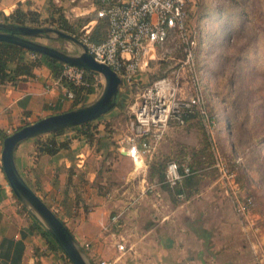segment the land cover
Here are the masks:
<instances>
[{
    "label": "crops",
    "instance_id": "obj_1",
    "mask_svg": "<svg viewBox=\"0 0 264 264\" xmlns=\"http://www.w3.org/2000/svg\"><path fill=\"white\" fill-rule=\"evenodd\" d=\"M72 1L0 0V21L17 8L35 11L42 19L56 15V6L76 12L80 6ZM89 22L93 27L96 20ZM34 73L0 84V264H72L35 228L37 221L14 194L2 164L3 134L75 105L67 96L68 86L50 67L42 64ZM139 78L146 82L143 71ZM116 110L120 108L110 113L117 114ZM104 122L97 121V138L92 141L74 129L40 135L67 143L56 154L39 151L40 136L22 141L15 152L26 181L65 222L87 257L94 264H241L237 243L234 254L228 253L218 229L206 224L202 193L192 196L197 197L194 201L176 204L167 188L149 179V164L135 163L115 146L117 136ZM180 212L187 218L184 222Z\"/></svg>",
    "mask_w": 264,
    "mask_h": 264
},
{
    "label": "rangeland",
    "instance_id": "obj_2",
    "mask_svg": "<svg viewBox=\"0 0 264 264\" xmlns=\"http://www.w3.org/2000/svg\"><path fill=\"white\" fill-rule=\"evenodd\" d=\"M71 3L80 9L64 14L76 25L84 20L79 26L81 37L93 28L88 19L96 20L94 26L98 23L97 5L95 0ZM186 10L184 29L170 31L143 73L146 82L178 73L190 79L192 90L205 96L214 122L209 125L196 114L184 126H171L153 157L145 162L137 160V164L154 160L167 165L171 161L190 164L199 181L181 195H174L173 187L172 191L167 189L173 201H194L197 197H191L201 192L206 203L204 220L218 229L220 240L227 245L225 250L234 254L236 242L241 264H264V0H189ZM39 40L77 51L68 40ZM135 92L123 86L117 105L121 111H109L93 120L96 124L103 119L114 131L116 147L121 146L116 141L132 131L134 115L129 106ZM183 215L180 212V222L187 220ZM252 243L257 247L253 249Z\"/></svg>",
    "mask_w": 264,
    "mask_h": 264
},
{
    "label": "built area",
    "instance_id": "obj_3",
    "mask_svg": "<svg viewBox=\"0 0 264 264\" xmlns=\"http://www.w3.org/2000/svg\"><path fill=\"white\" fill-rule=\"evenodd\" d=\"M96 2L98 17L107 19L106 36L100 42L92 40L90 28L80 39L98 61L107 63L121 75L124 86L136 90L129 106L134 115L132 131L122 138L121 150L136 163L137 159L145 162L147 157H153L173 124L184 126L191 116L198 114L211 125L214 119L209 117L205 96L192 90L187 77L178 73L152 82H144L139 78L149 60L155 57L158 46L169 38L170 31L184 29L189 0ZM34 56L32 53L31 57ZM89 75H92V80ZM63 79L77 86L93 87L94 92L101 90L103 85L100 74L69 63H63L59 81L63 82ZM67 96L72 100L76 98L75 92L69 87ZM192 173L190 164L171 161L167 165L165 181L174 187ZM227 180L234 181L230 177ZM239 206L241 208V201ZM114 220L118 223V216ZM119 249L124 250L125 245L119 244Z\"/></svg>",
    "mask_w": 264,
    "mask_h": 264
},
{
    "label": "water",
    "instance_id": "obj_4",
    "mask_svg": "<svg viewBox=\"0 0 264 264\" xmlns=\"http://www.w3.org/2000/svg\"><path fill=\"white\" fill-rule=\"evenodd\" d=\"M41 37L71 41L77 46V51L71 52L47 44L39 40ZM0 41L14 43L62 63L83 67L103 77L102 88L94 101L48 115L16 129L4 138L1 153L4 172L21 204L52 235L72 264H94L65 222L26 181L18 168L15 152L26 139L87 123L105 115L119 104L121 88L124 86L122 77L110 65L98 61L79 37L55 26L0 21Z\"/></svg>",
    "mask_w": 264,
    "mask_h": 264
},
{
    "label": "trees",
    "instance_id": "obj_5",
    "mask_svg": "<svg viewBox=\"0 0 264 264\" xmlns=\"http://www.w3.org/2000/svg\"><path fill=\"white\" fill-rule=\"evenodd\" d=\"M54 14L56 15H52L47 19H42L40 17V14L35 11L26 12L21 8H17L12 14L3 16L2 20L6 22H15L19 24H29L35 26L44 24L46 25V23H50V25L72 33L80 38L79 26L84 24L83 19H81L80 25H76L75 23L70 22L69 19L65 16L63 9L57 6L54 9ZM88 21L90 20L88 19ZM97 22L98 23L93 26L91 30L90 37L92 40L100 42L104 40L107 33V19L104 17H98ZM27 52H31L35 54V56L28 57L26 54ZM42 64L50 67L55 77H61L63 68L62 62L47 55L26 50L14 43L0 41V84L16 83L19 77L34 76V69ZM89 79L92 80V75H89ZM63 82L75 92L76 98L73 108L88 103L89 94L94 92L93 87L77 86L72 82L67 81L66 79H63ZM173 126L181 127L178 124H173ZM97 128V123L95 124L93 123V121H89L87 123L65 129H74L78 132L79 135H84L88 138V140L92 141L97 138ZM65 129H59L50 133H60ZM7 135L8 134L6 133L2 135L3 140ZM65 146H67V143H58L54 136H51L45 140L41 139V136L38 137V148L42 153L56 154L61 147ZM166 165L167 163H163L162 161L154 160L150 162L148 165L149 179H156L158 182L163 184L165 181ZM198 181L199 179L196 178L192 173L191 175L186 177L180 184L173 187L175 189L173 192L174 195L177 193H186V188L190 185H195ZM163 185L166 186L169 191L173 190L168 183H164ZM35 220L37 221V219ZM35 228L42 230V233L46 236L48 243L52 248H60L56 240L40 222L37 221V225L35 226Z\"/></svg>",
    "mask_w": 264,
    "mask_h": 264
},
{
    "label": "bare ground",
    "instance_id": "obj_6",
    "mask_svg": "<svg viewBox=\"0 0 264 264\" xmlns=\"http://www.w3.org/2000/svg\"><path fill=\"white\" fill-rule=\"evenodd\" d=\"M138 160V159H137ZM138 161H141V160H138ZM140 163V162H139Z\"/></svg>",
    "mask_w": 264,
    "mask_h": 264
}]
</instances>
